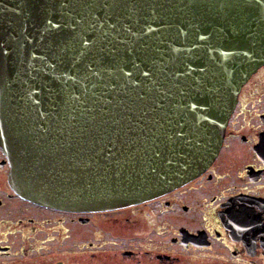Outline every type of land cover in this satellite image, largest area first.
Returning <instances> with one entry per match:
<instances>
[{
  "label": "water",
  "instance_id": "water-1",
  "mask_svg": "<svg viewBox=\"0 0 264 264\" xmlns=\"http://www.w3.org/2000/svg\"><path fill=\"white\" fill-rule=\"evenodd\" d=\"M264 64V0H0V148L21 197L141 203L214 160Z\"/></svg>",
  "mask_w": 264,
  "mask_h": 264
},
{
  "label": "flooded vegetation",
  "instance_id": "flooded-vegetation-1",
  "mask_svg": "<svg viewBox=\"0 0 264 264\" xmlns=\"http://www.w3.org/2000/svg\"><path fill=\"white\" fill-rule=\"evenodd\" d=\"M0 148V264H264V64L211 164L150 200L67 211L14 191Z\"/></svg>",
  "mask_w": 264,
  "mask_h": 264
}]
</instances>
